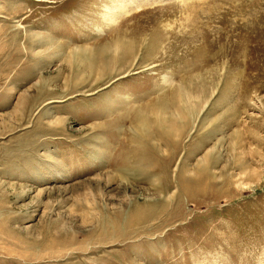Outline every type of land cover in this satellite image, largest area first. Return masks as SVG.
I'll return each mask as SVG.
<instances>
[{
    "label": "rangeland",
    "instance_id": "rangeland-1",
    "mask_svg": "<svg viewBox=\"0 0 264 264\" xmlns=\"http://www.w3.org/2000/svg\"><path fill=\"white\" fill-rule=\"evenodd\" d=\"M129 1L0 0V264H264V0Z\"/></svg>",
    "mask_w": 264,
    "mask_h": 264
},
{
    "label": "bare ground",
    "instance_id": "bare-ground-1",
    "mask_svg": "<svg viewBox=\"0 0 264 264\" xmlns=\"http://www.w3.org/2000/svg\"><path fill=\"white\" fill-rule=\"evenodd\" d=\"M149 2V1H147ZM145 2H140L137 0H131L128 3L127 2H120V4L115 5L113 7H108V9L105 12V23H112L115 24L118 19L120 18L121 15L126 14L127 11L138 9L140 6H142ZM111 13H113L111 15ZM106 26V25H105ZM156 39H152L150 45L148 46L147 49H151L152 51L155 49V46H157V41L159 39V37H155ZM126 40V39H125ZM125 40H119L117 42L112 43V46L114 45V52H113V57H119L120 60L122 58L127 57V55H130L133 52V48H134V42L130 41L132 39H130L128 42H126ZM149 42V41H148ZM107 49V48H106ZM105 48L102 49L103 51L106 50ZM101 50V51H102ZM155 52V50H154ZM105 53V52H104ZM120 54V55H119ZM96 55V54H95ZM93 55V56H95ZM110 55V53H109ZM132 56V55H131ZM95 57H98L95 56ZM75 62L80 63V65L82 66L84 64V68L86 67H90L93 66V61L92 60H88L87 61V56H86V51H81L79 54L75 55L72 59ZM85 63H86V67H85ZM154 68V66H152ZM83 69V68H82ZM173 79H171V76L165 75L164 77V81H162L160 84L161 85H169V83L172 81ZM195 84L191 83V82H182L180 83L178 86L175 87V89L173 90L172 96L170 98V100L168 99L166 102L163 103V111L165 114V121L162 122L160 121V119H155L151 121L152 126L154 125V123L157 125V123H161L162 126H164L166 128L167 131H171L173 132L175 130V128H178L177 122H186L189 120L190 116L192 114H194V112L196 111V108L198 107L200 100L205 101V97L202 96L204 94L206 90V86H194ZM193 89V90H192ZM212 92V91H211ZM194 93V94H193ZM206 94V93H205ZM138 107V106H135ZM134 108V107H133ZM133 111V109L131 110ZM140 126L139 130L137 131V133L139 135L144 134L146 140L149 138V134H147L145 127H144V122H141L140 124H138ZM143 137V136H142ZM144 141V140H143ZM144 144L143 142H139Z\"/></svg>",
    "mask_w": 264,
    "mask_h": 264
},
{
    "label": "crops",
    "instance_id": "crops-1",
    "mask_svg": "<svg viewBox=\"0 0 264 264\" xmlns=\"http://www.w3.org/2000/svg\"><path fill=\"white\" fill-rule=\"evenodd\" d=\"M124 78H126V77H124Z\"/></svg>",
    "mask_w": 264,
    "mask_h": 264
}]
</instances>
